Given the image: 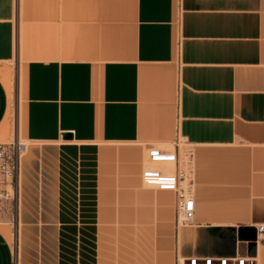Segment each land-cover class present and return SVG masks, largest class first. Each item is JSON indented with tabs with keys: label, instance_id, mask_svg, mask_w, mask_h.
Listing matches in <instances>:
<instances>
[{
	"label": "crops",
	"instance_id": "obj_1",
	"mask_svg": "<svg viewBox=\"0 0 264 264\" xmlns=\"http://www.w3.org/2000/svg\"><path fill=\"white\" fill-rule=\"evenodd\" d=\"M12 61L30 143L0 264H264V0H0V64ZM12 91L0 75V126ZM175 136L191 147V224L174 190L141 179L146 144L174 149L179 168ZM66 153L92 156L89 250L74 241Z\"/></svg>",
	"mask_w": 264,
	"mask_h": 264
},
{
	"label": "rangeland",
	"instance_id": "obj_2",
	"mask_svg": "<svg viewBox=\"0 0 264 264\" xmlns=\"http://www.w3.org/2000/svg\"><path fill=\"white\" fill-rule=\"evenodd\" d=\"M0 75H7L11 80L13 86L12 96L10 98V107L8 118L0 126V143H10L13 141H19L24 145H28L30 142L25 136L24 132V86L23 75L18 74V67L15 61L4 62L0 64ZM170 146L176 144L179 151L180 168L184 173L189 176L190 159L189 153L191 147L180 137H173L171 139ZM147 155V153L145 154ZM24 154L22 155V157ZM92 156H84L79 154V160L76 162L71 160V155L64 154L62 159V174L64 178V184L66 185L65 192L67 196L75 199L71 204H67L70 207V211L78 214L75 219L77 227L80 229V234L74 236V241L82 249V245H87L89 250L92 242L91 234V207H92ZM50 158V156H49ZM53 159V157L51 156ZM50 158V159H51ZM40 155L38 156V163ZM44 162V158L40 159ZM186 160L188 161L186 165ZM44 167V166H43ZM45 168V167H44ZM146 186V185H144ZM148 188H155L153 186H146ZM69 211V212H70ZM89 215V218L84 216ZM4 227L10 229L12 234V244L16 245L19 237V224H18V210L16 194L13 200L0 203V229ZM85 227L87 230L81 232V228Z\"/></svg>",
	"mask_w": 264,
	"mask_h": 264
},
{
	"label": "built area",
	"instance_id": "obj_3",
	"mask_svg": "<svg viewBox=\"0 0 264 264\" xmlns=\"http://www.w3.org/2000/svg\"><path fill=\"white\" fill-rule=\"evenodd\" d=\"M25 145L18 140L10 143H0V203L13 200L16 194L17 180L20 173L21 158ZM147 153L141 173L144 185L155 188H170L176 194L177 223L191 224L194 220L195 202L193 197L192 170L187 176L178 164V155L174 149L166 146L146 144ZM191 161V152L189 153ZM159 163H171L172 169L161 170L155 167ZM258 239L264 242V223L255 226ZM176 264H184L178 260ZM186 264H257L255 258L236 256L233 258H197L186 260Z\"/></svg>",
	"mask_w": 264,
	"mask_h": 264
},
{
	"label": "bare ground",
	"instance_id": "obj_4",
	"mask_svg": "<svg viewBox=\"0 0 264 264\" xmlns=\"http://www.w3.org/2000/svg\"><path fill=\"white\" fill-rule=\"evenodd\" d=\"M187 163H188V161L186 160V165H187ZM191 164H192V160L190 161V167H191L190 170H192V165ZM155 167L158 168V169L166 170L167 171V170L172 169V164L171 163H159V164H156ZM3 231L6 233V235H7L8 238H11V231H10L9 228L4 227L3 228Z\"/></svg>",
	"mask_w": 264,
	"mask_h": 264
},
{
	"label": "water",
	"instance_id": "obj_5",
	"mask_svg": "<svg viewBox=\"0 0 264 264\" xmlns=\"http://www.w3.org/2000/svg\"><path fill=\"white\" fill-rule=\"evenodd\" d=\"M64 137L67 139V138H70L71 136L70 135H64Z\"/></svg>",
	"mask_w": 264,
	"mask_h": 264
}]
</instances>
